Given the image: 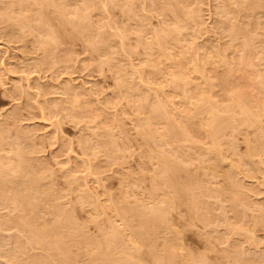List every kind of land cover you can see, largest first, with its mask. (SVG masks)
I'll return each mask as SVG.
<instances>
[{
    "label": "rangeland",
    "instance_id": "obj_1",
    "mask_svg": "<svg viewBox=\"0 0 264 264\" xmlns=\"http://www.w3.org/2000/svg\"><path fill=\"white\" fill-rule=\"evenodd\" d=\"M148 1L151 0H128L127 2L126 0H61L59 2L62 3L59 5L57 0L58 3H56L59 5L57 7H63V9L58 8L59 10L54 9L53 11V8L48 4L49 1L0 0V136H3L2 144L7 145L4 148L5 151L3 150L4 154L0 153L2 155L0 158L4 156L7 161L9 158V162L5 160L3 162L10 164L12 169L15 167L14 170H16L20 158L16 156L14 150L9 152L11 151L9 145L14 144L15 150L17 146L28 148L25 149L27 153L24 158L26 156L32 162L29 160V169L26 167L24 175L28 173V170H35L34 173H37L38 179L40 178V186H44L49 192L46 194L48 197H43L41 202V213L39 212L35 216V226L29 224L30 227H28V224L19 225L16 221L20 217H26L33 221L32 215L25 211L22 212L18 206H9L10 204L4 203L3 195H7L8 192L2 193L9 191L12 185L7 183L3 187L0 186L4 189H0V264H264V135H262V132L264 134V0H185V2L178 0L183 3L184 10L188 11L189 9L191 12L190 15L187 12V16L190 17L194 11L196 12L193 14V16L195 15L194 19L193 17L186 19V11L183 12L184 14L179 11L173 15L171 10H165L163 7H165L164 1L166 0H159L162 2L160 3L161 7L157 4L158 0H152V4ZM156 1L157 3H154ZM256 1L257 3H255ZM36 2L37 6L35 7ZM38 3L40 4L38 5ZM88 5L90 8L87 10L85 8H88ZM14 6L16 7L14 8ZM251 7L256 11H254L256 16L253 15L254 13L248 12L249 9H252ZM223 8L228 9L229 13ZM3 10L7 13L5 14ZM60 10L68 11L64 13L69 14V18L73 17L72 14H76L77 10V15L83 14L84 11L85 13L89 12L91 15L89 26L93 27L91 29L93 38L91 36L90 41L89 39L87 41L78 35L79 38L74 32L75 30L73 35L72 29L74 28H71L63 17L61 20L65 23V29L60 28L61 20L57 18L59 15L56 13ZM79 11L83 13H79ZM170 11L171 13H169ZM51 13L54 18H50L48 24L54 20L55 22L52 21L54 25L51 24L54 31L58 32V28L62 31L59 30L57 34L58 43L60 41L58 48L54 47L52 43L47 48L46 46L42 47L43 45L39 44L41 41L37 37L35 38V33L30 30L38 27L36 24L39 15L42 18L41 22H44L43 20H49V17H52ZM180 14L181 21L178 17ZM226 14H230V18ZM24 16H27L30 21L32 19V24L35 27L32 25L33 27L25 28L24 31L23 27L21 31L18 21ZM35 19H37L36 23ZM181 22L186 25L184 26ZM255 23L256 26H253ZM56 24L59 27H56ZM244 24L250 31V37L252 34L253 42L261 38L255 42V47L252 42L251 48L247 50L246 48L241 49L244 44L243 38L234 37L230 40L232 30H246V26L242 29ZM233 25H237V27L230 30ZM238 25L241 27L239 28ZM176 27H179V29L177 28L179 32L176 31ZM11 28L14 30L13 33H10ZM46 28L44 31L47 30ZM173 28H175V32ZM62 29L67 32L71 30V34L76 37H74L75 42H68L67 37H64L67 33L64 34L65 31ZM158 29L169 33L166 39H170V41L172 39V43L167 50H164L168 52L166 53L167 58L156 61L159 57L156 55L159 46L156 44L157 34L155 35L159 32ZM105 32L106 34H104ZM174 33L176 34L174 35ZM244 33L249 35L247 31ZM31 34L33 35L31 36ZM102 34L105 35L104 43L103 40L98 42L99 35ZM257 37L258 39H256ZM89 42L91 44L94 42L95 48L94 45L91 47ZM152 43L154 46L151 45ZM54 48L57 50H53ZM53 51L55 65L53 67L45 66L46 62L53 58L49 56ZM211 51L217 52L213 54ZM242 51H245V55ZM180 53L184 54L183 57ZM220 53L223 54V57L218 58ZM195 64L200 68H195L197 66ZM236 65H238L237 68ZM114 66L118 69H115ZM175 80L179 81L175 82ZM240 93L245 105L253 113L251 116L256 114L254 116L258 117L257 122L260 125L255 121L256 117H253L257 126L253 125L251 128V126L241 125L240 127L239 125L238 131L234 132L236 136L230 130L225 131L224 129L223 133L218 132L219 137L216 136V139H219L214 146L209 128L203 126L204 130L200 125L199 127L195 114L194 118L191 114L196 113L198 108L203 110L206 105L208 108L213 104L215 108L217 106L218 109L221 108L219 113L222 112L224 117L228 116L231 114V110H234L238 105L235 99L239 98L238 94ZM235 96L237 97L235 98ZM159 99L164 103L162 105L165 106V111L169 114L167 116L172 118L171 122L176 123L175 125L179 123L178 130L182 128V131H185L183 134L188 131L187 135L190 139L183 141L179 137L178 144H175L177 140L174 141L169 136L170 139H173L170 142L168 139L167 144L169 145L163 144L162 146V141L158 142L160 146L154 140L155 142L149 141V144L145 146L143 136L141 137L143 130L140 128L141 115L137 111V106L141 103L142 106L144 105V111H147L152 109V105L159 102ZM198 104L203 105V108L198 107ZM228 105L230 106L227 107ZM222 107H226L227 111ZM166 118L169 120L168 117ZM166 118L163 117L165 123L170 121ZM178 120L179 122H177ZM171 122L167 125H170ZM163 124H155L156 130H159L157 133L161 134L164 131ZM260 126L263 127L262 131L261 128H257ZM180 133H182L181 130ZM19 137H23V139L18 141ZM88 139L92 144V146L90 144L89 150L85 145V142H90ZM111 139L117 142H115L116 147L119 148L115 149L116 151H107L99 145V143L111 141ZM256 141L262 142L263 151L251 155L248 153L250 152L248 148L255 145ZM151 146H153L154 152H159L161 147H165L166 151L172 150L175 154H178L179 148L180 150L184 149L188 154L187 151L191 152L187 159L184 158L187 163L185 168L188 171H183L185 174L181 172V175L178 173V177L181 176L179 181L182 179V183L189 177L192 182V176L195 177V182L193 180L192 185L189 182L192 186V196L187 195L186 198L183 196L184 199L176 198L171 194L170 201H168L172 205L169 206L171 212L169 210L167 216L168 223H172L170 224L172 231L167 237L174 236L177 239L168 249L170 254L165 252L166 255L168 253L167 258L164 253L163 257L166 259L163 258V260L161 257H156L157 259L155 256L153 257L152 255L155 253L150 255L149 247L146 245H139L140 247L137 246V248L132 245V248L129 244L128 248L121 247L120 249L119 247L118 250L116 248L110 252L107 261L105 257L97 256L99 251L93 241L98 237L101 224H104L101 227L107 226L106 223L109 224V221L112 223L115 221L114 224L117 226L123 224L119 217L114 219L116 208L124 207L120 198L117 199V195L122 191L121 194H125L127 199L130 197L133 200L137 199V203L146 200L149 205L151 204L148 196L155 184L152 178L156 173L155 168L158 166L157 155L151 154V159L147 157V152L152 149ZM195 147L198 148L195 149ZM8 153H12L18 162H14L12 157L10 159L11 154L9 156ZM186 172L188 173L186 174ZM13 174L14 172L12 175L9 174L10 176L7 175L10 179H14L12 181L18 186L23 178L20 176L22 174ZM196 179L200 180V183L206 179L207 186L206 184L202 186L203 183L196 185ZM193 184H195L194 188ZM33 187L30 182L25 180L22 187L23 194L35 193ZM15 188L12 197L17 192L19 193L16 196L23 195ZM163 190H160L161 193L164 192ZM10 191L13 192V189ZM165 192L170 194L168 189H165ZM82 195L83 198L85 195L90 197L85 196L87 198L85 200V198L82 199ZM34 199L36 200V198ZM83 200L85 202H81ZM197 204L198 206H195ZM110 205L112 207H109ZM196 207L199 208L195 209ZM60 217L66 219L68 224L72 223L70 227L53 226L54 228H52V225ZM8 219L13 223H6ZM131 220L129 222L133 226H139L138 220ZM44 227L45 231H42ZM67 232L75 234L78 244L82 245L81 248L73 240L67 238ZM33 233L41 234V237L46 238L49 246L44 243L37 244L36 240H33ZM55 237H61L60 249L52 244ZM123 250L126 251L122 252ZM128 252H130L129 255L133 254V259L128 258ZM61 253L67 254L68 259L63 258ZM169 255L177 256L175 259L173 258V261L176 258L177 260L170 263L171 256L168 258Z\"/></svg>",
    "mask_w": 264,
    "mask_h": 264
},
{
    "label": "bare ground",
    "instance_id": "obj_2",
    "mask_svg": "<svg viewBox=\"0 0 264 264\" xmlns=\"http://www.w3.org/2000/svg\"><path fill=\"white\" fill-rule=\"evenodd\" d=\"M25 1V0H24ZM30 1V0H29ZM39 1V0H38ZM43 1H46V2H48L49 1V5L51 6V8H53V11H54V9H58L59 7H57V6H59L61 3L59 2V1H61V0H58V2H59V5L57 4L58 2H57V0H43ZM105 1V0H104ZM112 1V0H111ZM120 1V0H119ZM123 1V0H122ZM128 0H126V2H127ZM162 1V0H161ZM161 1H159L158 0V2L159 3H157V1L156 2H154V3H157V4H159L160 5V3H162ZM182 1V0H181ZM191 1V0H190ZM17 2V1H16ZM21 2V1H20ZM57 2V3H56ZM117 2V1H116ZM149 2V1H148ZM151 2V3H150ZM149 3L150 4H152V0L150 1ZM165 2V7H163L165 10H171L172 12H173V15H174V13H175V15L177 14V12L179 13V11H182V12H180V13H185V11H186V9L184 10V8L182 7V5H183V3L182 2H178V0H166V1H164ZM184 2H185V0H184ZM187 2V1H186ZM24 3V2H23ZM84 3V2H83ZM122 3V2H121ZM134 3V2H133ZM153 3V4H154ZM255 3H257V1L255 2ZM12 4V3H11ZM31 4V3H30ZM40 3H38V5H39ZM45 4V3H44ZM47 4V3H46ZM47 4V5H48ZM68 4V3H67ZM123 4H125V3H123ZM131 4V3H130ZM164 4V3H163ZM187 4V3H186ZM190 4V3H189ZM13 5H15V4H13ZM42 5V4H41ZM122 5V4H121ZM127 5V4H126ZM133 5V4H132ZM155 5V4H154ZM158 5V6H159ZM19 6V5H18ZM17 6V7H18ZM37 6V2H36V5H35V7ZM45 6V5H44ZM62 6V5H61ZM117 6H118V4H117ZM124 6V5H123ZM9 7V6H8ZM16 6H14V8H15ZM41 7V6H40ZM83 7V6H82ZM85 7V6H84ZM160 7H161V5H160ZM159 7V8H160ZM19 8V7H18ZM26 8V7H25ZM47 8V7H46ZM67 8H68V6H67ZM79 8V7H78ZM90 8V6L88 5V8L86 7L85 9H89ZM147 8V7H146ZM219 8V7H218ZM252 8V7H251ZM11 9V8H10ZM21 9V8H20ZM59 9H63V7L62 8H59ZM58 9V10H59ZM83 10H84V8H82ZM122 9V8H121ZM150 9V8H149ZM221 9V8H220ZM224 9V8H223ZM249 9V8H248ZM7 10V9H6ZM105 10H107V9H105ZM132 10V9H131ZM130 10V11H131ZM159 10V9H158ZM222 10V9H221ZM225 10V9H224ZM226 10H228V9H226ZM225 10V11H226ZM249 10H251V11H249ZM248 10V12H252V13H254V8H252V9H249ZM2 11V10H1ZM4 11V10H3ZM34 11H36V10H34ZM52 11V10H51ZM62 10H60L59 12H56V13H58V15L61 17H57V18H59L60 20L61 19H63V18H65L64 19V21L65 22H67V24L68 25H70L71 26V28L73 27L74 29H72V33H73V31L75 32V34H77V36L79 35V36H81L82 37V39H85V40H87L88 41V39H89V41H90V37L92 36V28H90L91 27V25L89 26V23H91V15L89 14V12L88 11H86V12H88V13H85V11H84V13L83 12H81V11H79V13L81 12V13H83V14H79V15H77L78 13V10L77 11H75L76 12V14H72V15H74L73 17H71V18H69V14H65V13H67L68 11H62ZM133 11V10H132ZM137 11H138V9H137ZM159 11H161V10H159ZM168 11H166V12H168ZM171 11L169 12V13H171ZM192 11H193V9H192ZM197 11V10H196ZM225 11H223L224 13H226ZM5 12V14L7 13L6 11H4ZM91 12V11H90ZM106 12V11H105ZM134 12V11H133ZM140 12V11H139ZM187 12H188V14L190 13L191 14V12H189V9H188V11H186V13H185V15L187 14ZM228 13H229V10L227 11ZM256 12V11H255ZM22 13V12H21ZM53 13V12H52ZM52 13H51V15H52ZM64 13V14H63ZM70 13V12H69ZM136 13V12H135ZM141 13V12H140ZM163 13V12H162ZM183 13V14H184ZM194 13H196L195 11L193 12V14ZM11 14V13H10ZM40 14V13H39ZM54 14V13H53ZM131 14V13H130ZM134 14V13H133ZM189 14V15H190ZM193 14L189 17V15L186 17V19L189 17V18H191V17H193V19H194V16H193ZM2 15H4V14H2ZM16 15V14H15ZM15 15H13V16H15ZM21 15V14H20ZM45 15V14H44ZM62 15V16H61ZM90 15V16H89ZM129 15V14H128ZM142 15V14H141ZM226 15H228V14H226ZM230 15V14H229ZM229 15H228V17H229ZM249 15L251 16V13H249ZM249 15H246V16H248L249 17ZM254 16H256L255 15V13L253 14ZM5 16V15H4ZM30 16V15H29ZM41 15H39V18L41 19H39L38 18V23L36 24V25H38V27H36V29H30L31 30V32L32 33H35V38L37 37V39L39 40V41H41L39 44H42L41 46L42 47H45L46 46V48H47V46H49L50 45V43H52L53 45H54V47L56 46L57 48H58V45L60 44V41H59V43H58V32H59V28L57 29V31L58 32H56V31H54V29H53V26H51V24H52V21H54V20H52L51 21V23H49L48 24V22H50V18H54V16L52 15V17H49V20H43L44 22H41L42 21V18L40 17ZM126 16H127V14H126ZM179 16H181V14L180 15H178V17ZM198 16V15H197ZM224 16V15H223ZM233 16V15H232ZM231 16V17H232ZM253 16V17H254ZM16 17V16H15ZM18 17H19V15H18ZM37 17V16H36ZM35 17V18H36ZM55 17V18H56ZM63 17V18H62ZM99 17H100V15H99ZM132 17H133V15H132ZM143 17V16H142ZM176 17V16H175ZM183 17H184V15H183ZM44 18V17H43ZM46 18H47V16H46ZM56 18V19H57ZM102 18H103V16H102ZM138 18H139V15H138ZM140 18H141V16H140ZM180 18L181 17H179V20H180ZM230 18V17H229ZM251 18V17H250ZM12 19V18H11ZM31 19V18H30ZM95 19V18H94ZM127 19V18H126ZM178 19V18H177ZM176 19V20H177ZM183 19V18H182ZM196 19V18H195ZM34 20V19H33ZM37 19H35V23L37 22L36 21ZM59 20V21H60ZM131 20V19H130ZM142 20V19H141ZM140 20V21H141ZM189 20V19H188ZM198 20V19H197ZM196 20V21H197ZM5 21H6V19H5ZM8 21H10L9 19H8ZM12 21V20H11ZM64 21H60L61 23L59 24V26H60V28H64L65 29V23H64ZM105 21V20H104ZM110 21H111V18H110ZM132 21H134V20H132ZM181 21V20H180ZM180 21H177V22H180ZM223 21V20H222ZM242 21H246V20H242ZM32 19H31V21L29 20V18H27V16H24L22 19L20 18V20L18 21V26L20 27L19 29L21 30L23 27V31H24V29L25 28H28L29 29V27H35V25H33L32 24ZM55 22V21H54ZM54 22H53V24L52 25H54ZM57 22H58V20H57ZM99 22V21H98ZM109 22V21H108ZM108 22H107V24H108ZM138 21H136V23H137ZM185 22V21H184ZM186 22H187V20H186ZM185 22V23H186ZM193 22V21H192ZM246 22H248V21H246ZM34 23V24H35ZM95 23V22H94ZM103 23V22H102ZM139 23V22H138ZM182 23V22H181ZM196 23V22H195ZM198 23V22H197ZM245 23V22H244ZM249 23H251L250 21H249ZM142 24V23H141ZM177 24V23H176ZM182 24H184V23H182ZM242 24V23H241ZM247 24V23H246ZM246 24H244V26L242 27V29L245 27V29L246 30H239V29H237V30H235L234 28L235 27H237V25L236 26H234L233 25V28H230V30L231 29H234V30H232V34H230L231 35V37H230V40H231V38H233L234 39V37H239L240 39L241 38H243L242 40H243V47L241 46V49L242 48H246V50L247 49H250L251 48V45L250 44H253L254 43V47H255V42L256 41H259L261 38H260V36H259V38L260 39H258V37L256 38V39H258V40H255V42H253L254 40L253 39H251L252 38V34H251V37H250V31H248L247 29V25ZM33 25V26H32ZM109 25V24H108ZM107 25V26H108ZM178 25V24H177ZM176 25V26H177ZM186 24H184V26H185ZM248 25H250V24H248ZM28 26V27H27ZM49 27V28H46V27ZM50 26H51V28H50ZM58 25L56 24V27H57ZM58 26V27H59ZM93 26V25H92ZM94 26H96V24H94ZM105 26V25H104ZM103 26V28H105V27H107V26H105L104 27ZM143 26V25H142ZM179 26V25H178ZM253 26H256V23L253 25ZM55 27V26H54ZM145 27V26H144ZM143 27V28H144ZM182 27H183V25H182ZM238 27H239V25H238ZM241 27V26H240ZM239 27V28H240ZM8 28V27H7ZM14 28V27H13ZM13 28H11L10 29V33L13 31L14 32V30H13ZM44 28H46L47 30H45L44 31ZM68 28V27H67ZM109 28V27H108ZM146 28V27H145ZM167 28V27H166ZM177 28L179 29V27H176V31H178L179 32V30H177ZM56 29V28H55ZM64 29H62V30H64ZM102 29V28H101ZM125 29V28H124ZM168 29V28H167ZM174 29V32H175V28H173ZM226 29H228V28H226ZM249 29H250V27H249ZM1 30V29H0ZM6 30V29H5ZM21 30V31H22ZM33 30V31H32ZM106 30V29H105ZM104 30V31H105ZM164 30V29H163ZM229 30V29H228ZM18 31V30H17ZM61 31V30H60ZM65 31V30H64ZM99 31V30H98ZM125 31V30H124ZM124 31H123V33H124ZM158 31H159V29H158ZM168 31H169V29H168ZM167 31V32H168ZM244 31H247L248 33L247 34H249V35H246L245 33H244ZM6 32V31H5ZM12 32V33H13ZM62 32V31H61ZM60 32V33H61ZM156 32V31H155ZM4 33V32H3ZM7 33V32H6ZM25 34H26V32H24ZM65 33H67L66 34V36L64 35ZM97 33V32H96ZM100 34H101V32H99ZM21 34V33H20ZM64 34H62V35H64V37H67V41L68 42H71V43H73V42H75L74 41V37L75 36H73L74 35V33H73V35L71 34V30L70 31H65L64 32ZM95 34V33H94ZM104 34H106V32L104 33ZM104 34H102V35H99L100 37H99V41L98 42H100V40H103L104 38ZM138 34H141V33H139L138 32ZM157 34V41H156V44H158V46H159V49L158 50H156V53H154V54H156L157 56H159L157 59H156V61H159L160 59H163V58H167V54L166 53H168V52H166V51H164V50H167V48H169L170 47V43H172V39H171V41H170V39H166V38H168V34L169 33H165V31H159V32H157V33H155V35ZM171 34V33H170ZM176 33H174V35H175ZM227 34V33H226ZM259 34V33H258ZM6 35V34H5ZM14 35V34H13ZM22 35V34H21ZM27 35H28V33H27ZM33 34H31V36H32ZM117 35V34H116ZM121 35V34H120ZM154 35V36H155ZM171 35H173V33L171 34ZM229 34H228V36H230ZM10 36H12V35H10ZM16 37L15 38H17V35H15ZM45 38H44V37ZM78 36V37H79ZM97 36H98V34H97ZM113 36H115V35H113ZM118 36V35H117ZM124 36V35H123ZM249 36V37H248ZM21 37V36H20ZM48 37V38H47ZM109 37V36H108ZM111 37H112V35H111ZM138 37H140V36H138ZM170 37V36H169ZM179 37V36H178ZM44 38V39H43ZM76 38V37H75ZM80 38V37H79ZM92 38H93V36H92ZM175 38V37H174ZM228 38V37H227ZM13 39V38H12ZM11 39V40H12ZM36 39V40H37ZM46 39V40H45ZM107 39V38H106ZM139 39V38H138ZM236 39V38H235ZM238 39V38H237ZM93 40V39H92ZM105 40V39H104ZM104 40H103V43H104ZM140 41H141V39H139ZM163 40V41H162ZM165 40V41H164ZM16 41V40H15ZM63 41V40H62ZM148 41V40H147ZM154 41H155V39H154ZM177 41V40H176ZM175 41V42H176ZM180 41V40H179ZM95 42V41H94ZM94 42H92L93 44H91L90 42V44H91V47H92V45H94ZM97 42V41H96ZM102 42V41H101ZM107 42V41H106ZM144 42V41H143ZM151 42H152V40H151ZM253 42V43H252ZM122 43V42H121ZM120 43V44H121ZM125 43V42H124ZM138 43H140V42H138ZM177 43V42H176ZM180 43V42H179ZM227 43V42H226ZM229 43V42H228ZM227 43V44H228ZM231 43H232V41H231ZM240 43H241V41H240ZM51 44V45H52ZM102 44V43H101ZM108 44V43H107ZM155 44V43H154ZM215 44V43H214ZM52 45V46H53ZM69 45V44H68ZM96 45V44H95ZM95 45H94V48H95ZM97 45H98V43H97ZM145 45V44H144ZM146 45H148V43H146ZM151 45H153V43L151 44ZM218 45V44H217ZM224 45V44H223ZM240 45V44H239ZM242 45V44H241ZM36 46H38V45H36ZM65 46V45H64ZM99 46H100V44H99ZM154 46V45H153ZM214 46V45H213ZM220 46V45H219ZM228 46H230V45H228ZM253 46V45H252ZM62 47V46H61ZM89 47V46H88ZM175 47V46H174ZM215 47V46H214ZM226 47V46H225ZM240 47V46H239ZM253 47V48H254ZM260 47V46H259ZM45 48V49H46ZM52 48V47H51ZM97 48V47H96ZM158 48V47H157ZM171 48H172V46H171ZM231 48V47H230ZM252 48V49H253ZM261 48V47H260ZM176 49V48H175ZM213 49V48H212ZM211 49V50H212ZM215 49V48H214ZM226 49H228V48H226ZM259 49V48H258ZM53 50H57L56 48H54ZM59 50V49H58ZM96 50H98V49H96ZM199 50V49H198ZM207 50V49H206ZM216 50L218 51V49L216 48ZM222 50V49H221ZM224 50V49H223ZM222 50V51H223ZM230 50V49H229ZM93 51V50H92ZM183 51V50H182ZM200 51V50H199ZM207 51H209V50H207ZM217 51H211V53H213L214 54V52H217ZM221 51V53H224V52H222ZM249 51V50H248ZM45 52V51H44ZM95 52H98V51H95ZM133 52V51H132ZM185 52V51H184ZM218 52H220V50L218 51ZM226 52V51H225ZM243 53L245 52V51H242ZM53 53H54V51L53 52H51V55H49V56H52L53 55ZM56 53V52H55ZM189 53V52H188ZM197 53V52H196ZM201 53V52H200ZM221 53L217 56L218 58L219 57H223V54L221 55ZM242 53V54H243ZM45 54V53H44ZM181 54V53H180ZM216 54V53H215ZM226 54V53H225ZM182 55V54H181ZM184 55V54H183ZM183 55H182V57H183ZM210 56H211V54H209ZM217 55V54H216ZM244 55H245V53H244ZM54 57H55V55H53ZM52 56V57H53ZM156 56V57H157ZM225 56V55H224ZM51 58V60H47L48 62H46V65L45 66H49V65H51L52 67H53V65H55V58ZM196 57V56H195ZM226 57V56H225ZM240 57H242V56H240ZM44 58H45V56H44ZM66 58V57H65ZM186 58V57H185ZM206 58V57H205ZM243 58V57H242ZM242 58H241V60H242ZM58 59V58H57ZM63 59V58H62ZM204 59V58H203ZM207 59V58H206ZM210 59V58H209ZM216 59V58H215ZM223 61H225L223 58H221ZM221 59H220V61H221ZM263 59V58H262ZM168 60V59H167ZM185 60V59H184ZM196 60V59H195ZM194 60V61H195ZM219 60V59H218ZM226 60H227V58H226ZM244 60V59H243ZM264 60V59H263ZM68 61H69V58H68ZM191 61V60H190ZM208 61V60H207ZM211 61V60H210ZM216 61V60H215ZM222 61V62H223ZM57 62H58V60H57ZM63 62V61H62ZM216 62H218V61H216ZM240 62V61H239ZM238 62V63H239ZM65 63H67V62H65ZM155 63V62H154ZM157 63V62H156ZM155 63V64H156ZM187 63H189V62H187ZM197 63V62H196ZM210 63V62H209ZM220 63V62H219ZM227 63V62H226ZM225 63V64H226ZM238 63H236V64H238ZM41 64V63H40ZM44 64V63H43ZM42 64V66H44ZM198 64V63H197ZM197 64H195V65H197ZM194 65V66H195ZM199 65V64H198ZM198 65L197 66H195V68H197V69H199L198 68ZM206 65V64H205ZM209 65V64H208ZM57 66H58V64H57ZM158 66V65H157ZM192 66V65H191ZM204 66V65H203ZM237 66L238 65H236V68H237ZM167 67V66H166ZM193 67V66H192ZM228 67V66H227ZM50 68V67H49ZM114 68H115V66H114ZM117 68V67H116ZM115 68V69H116ZM226 68V67H225ZM118 69V68H117ZM206 69V68H205ZM233 68L231 67V70H232ZM195 70V69H194ZM204 69L202 68V71H203ZM228 70H230V69H228ZM237 70V69H236ZM201 71V72H202ZM199 72H200V70H199ZM205 72V71H204ZM234 72V70L232 71V73ZM117 73V72H116ZM203 73V72H202ZM231 73V72H230ZM235 75V74H234ZM230 76H232V75H230ZM175 78L177 79V77L175 76ZM181 80V79H180ZM174 81V80H173ZM177 80H175V82H176ZM179 81V80H178ZM177 81V82H178ZM123 82H124V80H123ZM182 82H184V81H182ZM176 84V83H175ZM184 84H186V83H184ZM188 84V83H187ZM178 86H179V84H178ZM187 86V85H186ZM186 86H184V87H186ZM132 87V86H131ZM130 87V88H131ZM62 88V87H61ZM65 88V87H64ZM63 88V89H64ZM126 88V87H125ZM129 88V87H128ZM127 89V88H126ZM185 89V88H184ZM128 90H131V89H128ZM134 90V89H133ZM132 90V91H133ZM136 90V89H135ZM137 90H138V88H137ZM23 91V90H22ZM189 91V90H188ZM190 92V91H189ZM239 95V98L237 97ZM237 96H235V100L238 102V105L237 106H235V109L234 110H231V114L230 115H226L225 117L221 114V113H219L220 111L219 110H221V108L220 109H218V106L216 107L217 109H218V111H217V109L213 106V104H211V106L209 105V107L211 108H206L207 107V105H206V107L202 110L201 108H198L199 106L200 107H202L203 105H197L198 107V110L196 111V113H192L191 115H193V118H194V114H195V117L198 119L197 121L199 122H197L198 123V126L200 125L203 129H204V127L203 126H205V127H208L209 128V132H211L210 133V135L212 136H210V138H212L213 139V141H212V144L214 145V146H216V143L218 142V140L217 139H219V138H217L216 139V136H218L217 134H221V133H223V131H224V129H225V131H227V130H230V132L231 133H234L236 130L238 131V128H240L241 127V125H247V126H251V128H252V126L253 125H255V123L258 121V117H256V116H254V115H256V114H254L253 116H251L253 113H252V111H250V109L245 105V101H243L242 100V98L240 97V95H241V93L240 94H238ZM242 96V95H241ZM139 97H140V95H139ZM142 97H143V95H142ZM140 100V99H139ZM142 100V99H141ZM162 100V99H161ZM245 100V99H244ZM144 101V100H143ZM140 102V101H139ZM155 102V101H154ZM159 102H160V104H159ZM159 102H156V104H154V105H152L153 107H151L152 109H150V110H147V111H144L145 109L143 108V106H142V104L140 103L138 106H137V108H138V112H139V114L141 115V119H140V128L143 130V132H142V135H141V137L143 136V140H144V143H146V145L145 146H147V144H149L148 142L150 141H152V142H155L154 140H156L157 141V144H159L158 142H162V146H163V144L165 145V144H167V141H168V139H170L169 138V136L170 137H172L173 139H174V141L175 140H177L179 137L181 138V140H186V139H190L189 137H188V135H187V133H188V131H187V133H185V134H183V132H185V131H182L183 129L181 128V129H179L178 130V128H179V123L177 124V125H175V124H173L174 122H171L172 120V118H169V116H167V115H169V114H167L166 113V111H165V106H163L164 105V103H163V101L161 102L160 101V99H159ZM144 103V102H143ZM163 104V105H162ZM132 105V104H131ZM134 106V105H133ZM149 106V105H148ZM230 105H228L227 107H229ZM203 108V107H202ZM222 108H224V107H222ZM226 108V107H225ZM224 108V109H225ZM135 109V108H134ZM164 109V110H163ZM205 109H207V110H205ZM210 109V110H209ZM229 109V108H228ZM205 110V111H204ZM226 111H227V109H225ZM224 110V111H225ZM230 110V109H229ZM225 111V112H226ZM187 112V111H186ZM255 113H256V111H254ZM229 113V112H228ZM138 114V113H137ZM188 114V113H187ZM257 114H259V112H257ZM264 114V113H263ZM188 116H190V115H188ZM138 117V116H137ZM163 117H164V119L166 118V117H168L169 118V122H171V124L169 125H167V123H169V122H167V123H165L164 122V120H163ZM191 118H192V116H190ZM190 117H189V119H190ZM256 117V122H254L253 121V119ZM253 118V119H252ZM260 118V117H259ZM17 120V119H16ZM175 120V119H174ZM177 120V119H176ZM193 121H196V120H194V119H192ZM177 122H179V120L177 121ZM10 123V122H9ZM157 123V125L159 124V123H164L163 125H164V131L163 132H161V134H159V133H157V132H159V130H156L157 129V127H155V124ZM258 123V122H257ZM256 123V124H257ZM262 123V122H261ZM264 123V122H263ZM262 123V124H263ZM17 124V123H16ZM185 124V123H184ZM259 124V123H258ZM156 125V126H157ZM239 125H240V127H239ZM260 125V124H259ZM183 126V125H182ZM199 126V127H200ZM257 125H255L254 127H256ZM263 126V125H262ZM2 128V127H1ZM18 128V127H17ZM140 128H139V131H140ZM207 128V129H208ZM258 129H260L261 128V126L260 127H257ZM256 128V130H258ZM263 128V127H262ZM261 128V131L264 129H262ZM206 129V130H207ZM6 130V129H5ZM180 130H181V132L182 133H180ZM205 130V129H204ZM223 130V131H222ZM255 130V131H256ZM1 131V130H0ZM255 131H254V133H255ZM19 132V131H18ZM219 132V133H218ZM229 132V131H228ZM227 132V133H228ZM260 132V131H259ZM2 133V132H1ZM20 133V132H19ZM231 133H229V135H231ZM236 133V132H235ZM234 133V134H235ZM4 134V133H3ZM2 134V135H3ZM189 134V133H188ZM258 134V133H257ZM260 134V133H259ZM1 135V134H0ZM5 135V134H4ZM10 135V134H9ZM22 135V134H21ZM224 135V134H223ZM233 135V134H232ZM262 135H264L263 134V132H262ZM19 136V135H18ZM23 136V135H22ZM106 136H108V135H106ZM190 136V135H189ZM226 136V135H225ZM224 136V137H225ZM235 136H236V134H235ZM258 136V135H257ZM2 137V140H0V153L2 152H4L5 150H4V148L5 147H7V145H3L2 143H3V136H0V138ZM6 138H7V136H5ZM15 137H16V135H15ZM219 137V136H218ZM234 137V136H233ZM260 137H262V136H260ZM259 137V138H260ZM6 138H4V140H6ZM109 138H110V136H109ZM112 138V137H111ZM171 138V139H172ZM231 138V137H230ZM19 139H20V141H21V139H23V137L22 138H17V140L19 141ZM171 139L168 141V142H170L171 141ZM172 139V140H173ZM191 139H192V136H191ZM211 139V140H212ZM255 139V138H254ZM253 139V140H254ZM258 139V138H257ZM256 139V140H257ZM15 140V139H14ZM25 140V139H24ZM89 140V139H88ZM106 140H108V139H106ZM166 140V141H165ZM194 140V139H193ZM192 140V141H193ZM233 140V139H232ZM248 140V139H247ZM90 141V140H89ZM142 141V140H141ZM188 141H190V140H188ZM250 141V140H249ZM251 141H252V139H251ZM250 141V143L251 144H253L252 142ZM5 142V141H4ZM8 142H9V140H8ZM11 142H13V141H11ZM15 142H17V141H15ZM116 141L114 140H112L111 139V141L109 140V141H107V142H103V143H99V145L102 147V148H104L105 150H107V151H116L115 149H117V148H119V147H116V143H115ZM151 142V143H152ZM178 140L176 141V143L175 144H178ZM181 142V141H180ZM193 142H195V141H193ZM210 142V141H209ZM230 142V141H229ZM258 142V143H257ZM21 144L22 143H24V142H20ZM28 143H31V142H28ZM27 143V144H28ZM182 143V142H181ZM220 143V142H219ZM231 143V142H230ZM250 143H249V145H250ZM257 143V144H256ZM256 143H254L255 145H253V146H250V148H248L249 149V151L250 152H248V153H250L251 155H253L254 153H257V152H261V151H263V148L261 147L262 146V142H260V141H256ZM264 143V142H263ZM19 144V143H18ZM21 144H19L20 146H21ZM90 144H91V141L90 142H85V145H86V147H87V149L88 148H90ZM180 144V143H179ZM197 144H199V143H197ZM229 144V143H228ZM248 144V143H247ZM3 145V146H2ZM155 145V144H154ZM160 145V144H159ZM167 145H169V144H167ZM209 145V144H208ZM211 145V144H210ZM209 145V146H210ZM233 145H234V142H233ZM23 146V145H22ZM27 146V145H26ZM91 146H92V144H91ZM150 146V145H149ZM148 146V147H149ZM161 146V145H160ZM194 146V145H193ZM196 146V145H195ZM208 146V147H209ZM248 146V145H247ZM211 147H213V146H211ZM219 147V146H218ZM15 147H14V144L12 145V144H10L9 145V150H11V151H9V152H12V150H14V152H15V154H16V156H19V158H20V161H19V163L17 164V166H16V170H14L15 169V167H13L14 169H12V168H10V164H8V163H6L5 164V162H3L4 160H5V158H4V156H3V158L1 157L0 158V186L2 185V187L3 186H5L7 183L11 186V188L8 186V189H9V191L11 190V189H13V192L12 191H10L11 192V194H9L10 192L9 191H3L4 189L3 188H0V189H3L2 191H3V193L2 194H5L6 192H8L7 193V195H3V198H4V203H8V205L9 206H18L19 208H20V210L22 211V212H28L30 215H32L31 217H33V221L32 220H29L28 218H26V217H20L19 218V220L18 221H16V223L18 222L19 223V225H26V224H28V227H30L29 226V224L30 225H32V226H35L34 225V223H36L35 221H36V219H35V216H36V214L37 213H39L40 211H41V206H42V201H43V197H48V196H46V194H48L49 192H47V190L44 188V186H40V184H39V179H38V177L39 176H36V174L34 173V171H30V170H28V173H26L25 175H24V172L26 171V167H27V169H29L28 167H29V160L26 158V156H25V158H24V155H26V150L28 149V148H25V147H19V146H17V148H16V150L14 149ZM19 148V149H18ZM95 148V147H94ZM150 148H152V149H149L150 151H148L147 152V157L149 158V159H151L152 157H151V154H155V155H157L156 157L158 158L157 160L158 161H156L157 163H158V166H157V168H155L156 169V173H155V175H153L154 177L151 179L152 181H154V186H153V188H152V192L149 194V196H148V200L150 201V205H149V202H146V200L144 201H141V203L140 202H136L137 201V199L136 200H133V199H127V198H125V194L124 195H122L121 193H122V191H121V193H119V195H117L118 197H117V199L118 198H120L119 200H121L120 202H122V204L124 205V207H117V206H115V205H113V206H115V207H117L116 208V210L117 211H115V217H114V219H116V217L118 218H120L121 220H122V222L121 223H123L122 225H118L117 226V224H114L115 223V221L112 223V221L110 222L109 221V224H108V222L106 223L107 224V226H105V227H101V225H104V224H101L100 225V230H98L99 231V234H98V237L93 241V242H95L94 244H95V247H97V249H98V253H97V256L99 255V257L101 258V256L102 257H105L106 258V260L108 259V257L110 256V252H113L114 251V249H116L117 248V250H118V248L120 247V249H121V247H129V246H127V245H134V247L136 246V248H137V246H141V245H146V246H148L149 247V250H150V255H151V253L152 254H154L155 253V255H152L153 257L155 256V258L157 257V258H159V257H161V259L163 260V258L164 259H166L167 258V255H168V253L170 254V251L168 250V249H170L171 247H172V244H174L175 243V240L177 239H175V237L173 236H171V237H167V235L168 234H170L171 233V231H172V226L170 225V224H172L171 222H169L168 223V213H169V206L171 207L172 205L171 204H169V203H171V202H168V201H170V197L172 196V195H174L176 198H178V197H180V198H186L187 197V195H190V197L192 196V191H191V188H192V182H193V180H194V182H195V177H193L192 176V182L190 181V179L189 178H191V177H189L188 178V180L187 181H185V182H187L186 183V185H185V182L184 183H182V179L179 181V178L181 177L180 175L183 173V171H188L185 167H186V161H185V159H187L188 158V155L191 153L190 151H187V152H189V154L188 153H186V151H184V149H182V150H180V148H179V150L177 151L178 152V154L176 153H174L172 150V152L170 151V150H168V151H166L163 147H161L160 148V150H159V152H154V150H153V146H151ZM196 148H198V147H195V149ZM216 149H217V147H215ZM7 149V148H6ZM18 149V150H17ZM26 149V150H25ZM96 149V148H95ZM200 149V148H199ZM213 149V148H212ZM211 149V150H212ZM233 149H234V146H233ZM4 150V151H3ZM89 150V149H88ZM97 150V149H96ZM118 152H119V150H117ZM193 151V150H192ZM7 152V151H6ZM28 152H29V150H28ZM31 152V151H30ZM25 153V154H24ZM186 153V154H185ZM248 153H247V155H248ZM4 154V153H3ZM9 154V156H10V154H11V156H10V159H11V157L13 158V160H14V162H18V160H16V159H14V157L12 156V153H8ZM8 154H6V155H8ZM31 154H32V152H31ZM119 154V153H118ZM117 154V155H118ZM250 154H249V156H250ZM1 155V154H0ZM186 155V156H185ZM194 155H196V154H194ZM217 155H218V153H217ZM223 155V154H222ZM2 156V155H1ZM8 156V157H9ZM27 156H28V154H27ZM30 156V155H29ZM193 156V155H192ZM201 156V155H200ZM219 156V155H218ZM146 157V156H145ZM186 157V158H185ZM224 157V156H223ZM185 158V159H184ZM193 158V157H192ZM216 158H217V156H216ZM247 158V157H246ZM250 158V157H249ZM18 159V158H17ZM147 159V158H146ZM190 159V158H189ZM188 159V160H189ZM200 159V158H199ZM198 159V160H199ZM243 159V158H242ZM203 160H204V158H203ZM210 160H213V159H211L210 158ZM218 160V159H217ZM247 160V159H246ZM245 160V161H246ZM6 162H9V158H8V161L7 160H5ZM31 162H32V160H30ZM202 161V160H201ZM223 161V160H222ZM241 161V160H240ZM243 161H244V159H243ZM251 161V160H250ZM4 164H3V163ZM30 162V163H31ZM215 162V161H214ZM248 163V162H247ZM252 163V162H251ZM3 164V165H2ZM13 164V163H12ZM202 164H203V162H202ZM255 164V163H254ZM15 165H16V163H15ZM214 165V164H213ZM14 166V165H13ZM33 166V164L31 165V167ZM215 166V165H214ZM208 167V166H207ZM210 167V166H209ZM208 167V168H209ZM33 168V167H32ZM217 168V167H216ZM254 168V167H253ZM207 169V168H206ZM25 170V171H24ZM14 172V174H17V175H20V174H22V175H20V176H22L23 178H22V180H21V182L18 184V186H17V184L16 183H14V181H12V180H14V179H10L9 178V174H11L12 175V173ZM30 171V172H29ZM207 171L210 173V171L207 169ZM214 171V170H213ZM217 171V170H216ZM220 171V170H219ZM182 172V173H181ZM20 173V174H19ZM35 175H34V174ZM178 173L180 174L179 176L180 177H178ZM188 172H186V174H187ZM9 176H8V175ZM13 174V175H14ZM33 174V175H32ZM183 174H185V173H183ZM207 174V173H206ZM191 175V174H190ZM211 175V174H210ZM4 176H8L7 178H9V179H7L6 177H4ZM16 176V175H15ZM34 176H36V177H34ZM185 176V175H184ZM183 176V177H184ZM229 176H231V175H229ZM14 177V176H13ZM182 177V178H183ZM6 178V179H5ZM15 178V177H14ZM18 178V177H17ZM209 178V177H208ZM230 178V177H229ZM232 179V178H231ZM25 180H27L28 182H30L34 187H33V191L36 193H31V192H28V193H25V194H23L24 192H22L23 190V183H24V181ZM206 180V179H205ZM205 180L204 181H201V183H200V180H198V179H196V181H197V183H196V185L198 184V185H201L202 183V186H205V184H206V182H205ZM209 180H210V178H209ZM199 181V182H198ZM13 182V183H12ZM189 182H191L190 184H189ZM205 182V183H204ZM209 182V181H208ZM232 182V181H231ZM16 184V185H15ZM234 184V183H233ZM16 187H14V186ZM235 185V184H234ZM194 186H195V184H193V188H194ZM206 186H207V184H206ZM12 187H14L15 189H17V191H21L20 192V194H23V195H20V197L19 196H16L19 192H17L15 195H13V197H12V193H14L15 191H14V188H12ZM197 187V186H196ZM6 188V190H7V187H5ZM124 188V187H123ZM197 188H199V187H197ZM201 188V187H200ZM164 189V190H163ZM165 189H168V191H169V195H168V192H165ZM205 189H206V187H205ZM215 189H217V188H215ZM224 189V188H223ZM163 190L164 192H162L161 193V191ZM193 190V189H192ZM1 191V192H2ZM159 191H160V193H159ZM198 191V190H197ZM225 191V190H224ZM150 192V191H149ZM194 192H196V191H194ZM126 193V192H125ZM137 193V192H136ZM1 194V193H0ZM83 194V193H82ZM88 194V193H87ZM133 194V193H132ZM172 194V195H171ZM228 194V193H227ZM8 195H10V196H8ZM127 195V194H126ZM129 195V194H128ZM186 195V196H185ZM197 195V194H196ZM16 196V197H15ZM85 196H87V195H85ZM84 196V198H85V200H87V198L88 197H90V196H87V198ZM132 196V195H131ZM147 196V195H146ZM184 196V197H183ZM0 197H1V195H0ZM115 197H116V195H115ZM126 197H128V196H126ZM174 197V198H175ZM34 198H36V200L34 199ZM83 198V195H82V199H84ZM134 198H135V196H134ZM140 198V197H139ZM142 198V197H141ZM173 198V197H172ZM184 198V199H185ZM198 198V197H197ZM35 201H34V200ZM90 199V198H89ZM143 199V198H142ZM169 199V200H168ZM189 199V201H190V198H188ZM188 199H187V201H188ZM3 200V199H2ZM85 200H83V201H81V202H85ZM115 200V199H114ZM182 200V199H181ZM198 200V199H197ZM90 201V200H89ZM117 201V200H116ZM186 201V202H187ZM80 202V201H79ZM113 202V201H112ZM173 202V201H172ZM195 203H197L196 201H194ZM200 202V201H199ZM93 203V202H92ZM119 203V202H118ZM118 203H116L117 205H118ZM194 203V204H195ZM3 204V203H2ZM109 204H111V203H109ZM108 204V205H109ZM169 204V205H168ZM191 204H192V202H191ZM112 205H110L109 207H112ZM122 205V206H123ZM53 206V205H52ZM120 206V205H119ZM191 206H193V205H191ZM195 206H198V204L197 205H195ZM200 206V205H199ZM103 207V206H102ZM108 207V208H109ZM101 208V207H100ZM99 208V209H100ZM104 208H105V205H104ZM107 208V207H106ZM194 208V207H193ZM199 208V207H198ZM197 207L195 208V209H198ZM201 208V207H200ZM44 209V208H43ZM98 209V208H97ZM102 209V208H101ZM111 209V208H110ZM109 210V209H108ZM102 212V211H101ZM105 212V211H104ZM170 212H171V210H170ZM41 213V212H40ZM100 213V212H99ZM102 214H104V213H102ZM171 214V213H170ZM100 217V216H99ZM68 219V218H67ZM101 219V218H100ZM108 219V218H107ZM107 219H106V221H107ZM133 220V219H135L136 221L138 220L139 221V223L137 222V224L139 225H137L138 227H136V225L135 226H133V224L131 223V222H129L130 220ZM5 220H7V219H5ZM35 220V221H34ZM113 220V219H112ZM131 220V221H132ZM67 221H69V220H67ZM101 221V220H100ZM120 221V220H119ZM170 221V220H169ZM8 222H11V220L9 221V219H8V221H6V223H8ZM102 222H104V221H102ZM6 223H5V225H6ZM11 223H13V222H11ZM15 223V222H14ZM69 223H71V221H69ZM135 223V222H134ZM72 224V223H71ZM71 224H68L67 222H66V219H62L61 217H60V219H57V221L54 223V225H52V228H54L53 226H57V227H63V226H66V227H70V225ZM119 224V223H118ZM46 227V226H45ZM45 227H44V230H42V231H45ZM134 227H136V228H134ZM33 228H35V227H33ZM37 228V227H36ZM138 228V229H137ZM42 229H43V227H42ZM46 229H48L47 227H46ZM99 229V228H98ZM171 229V230H170ZM32 236H33V240H36V243L37 244H42V243H44V244H46L47 246H49V243L46 241V238H44V237H41V234H36L35 235V233H33L32 234ZM66 236H67V238H70L71 240H73L79 247L81 246L82 247V245H80V244H78V240H77V238L75 237V234L73 233V232H67L66 233ZM56 238V237H55ZM60 241H61V237H57L55 240H52V244L55 246V247H57V248H59L60 249V247H59V245H60ZM92 241V240H91ZM90 241V242H91ZM93 242H91L92 244H93ZM171 244V245H170ZM130 246V247H131ZM139 246V247H140ZM161 246H164L163 248L161 247ZM174 246V245H173ZM80 247V248H81ZM170 247V248H169ZM132 248H133V246H132ZM162 248V249H161ZM123 249H126V248H123ZM156 249H158L157 251H156ZM124 251H126V250H123L122 252H124ZM128 251V250H127ZM130 251V250H129ZM168 252L167 253V255H166V253L165 252ZM129 253L130 252H128V254L127 255H129ZM164 253H165V257H163L164 256ZM172 253V252H171ZM132 254V253H131ZM156 254H158V255H156ZM61 255L63 256V258H67L68 259V255L67 254H64V253H61ZM133 255V254H132ZM132 255H129L128 256V258H131V259H133V256ZM135 255V254H134ZM171 255H169L168 256V258L170 257ZM175 256V255H174ZM175 257H177V256H175ZM175 257H170V263H172V261H173V258L175 259ZM99 258V259H100ZM154 258V259H155ZM156 258V259H157ZM104 259V258H103ZM127 259V258H126ZM66 260V259H65ZM102 260V259H101ZM105 260V261H106ZM111 260H112V258H111ZM121 260H123V258H121ZM125 260V259H124ZM128 260V259H127ZM168 260V259H167ZM176 260H177V258H176ZM176 260H174V261H176ZM108 261V260H107ZM173 261V262H174Z\"/></svg>",
    "mask_w": 264,
    "mask_h": 264
}]
</instances>
